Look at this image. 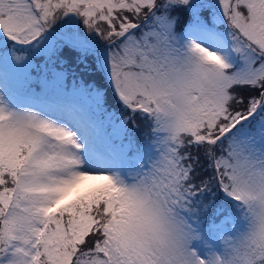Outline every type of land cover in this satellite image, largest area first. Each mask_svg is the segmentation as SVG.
<instances>
[{
    "label": "snow or ice",
    "instance_id": "6c2138e0",
    "mask_svg": "<svg viewBox=\"0 0 264 264\" xmlns=\"http://www.w3.org/2000/svg\"><path fill=\"white\" fill-rule=\"evenodd\" d=\"M0 264H264V0H0Z\"/></svg>",
    "mask_w": 264,
    "mask_h": 264
},
{
    "label": "rangeland",
    "instance_id": "374dc122",
    "mask_svg": "<svg viewBox=\"0 0 264 264\" xmlns=\"http://www.w3.org/2000/svg\"><path fill=\"white\" fill-rule=\"evenodd\" d=\"M62 59H65L67 61V64L65 65V70L69 73L68 79L71 76H73V74L77 75L78 71H79V73L81 71H83V69L79 68L77 66V64L75 63V56L74 55H72V56L65 55V56L62 57ZM42 61H43V58H38L37 59V63H42ZM89 70H92V69H89ZM71 81H72V79H71ZM86 82H88V81H86ZM112 103H113V99L110 97V92H108L107 107L111 106ZM115 104H117V103H115ZM115 107H116L115 110L117 112L123 111L121 109L120 105H115ZM111 109H114V108H111ZM123 114L126 115V112H124ZM137 123H138L139 127L136 130V136H137L138 139H140V138L143 137V134L145 132H147V127H146V123L144 121H142V120H138Z\"/></svg>",
    "mask_w": 264,
    "mask_h": 264
},
{
    "label": "trees",
    "instance_id": "16d2710c",
    "mask_svg": "<svg viewBox=\"0 0 264 264\" xmlns=\"http://www.w3.org/2000/svg\"><path fill=\"white\" fill-rule=\"evenodd\" d=\"M92 72H93V70H89V73H90V75H87V76H84L83 78L85 79V81H88V82H92V81H97V82H99V83H101V84H104V81L102 80V78L100 77V76H98V75H94V74H92ZM76 78L77 79H79L80 78V73H79V71H78V73H77V75H76ZM71 79H73V76H71L69 79H68V81L71 83L72 81H71ZM108 92H110V97L113 99V103L111 104V106H109V108L111 109V108H116L115 107V105H119L118 103H117V101H116V99L114 98V96L112 95V93H111V90L109 89L108 90ZM115 103H117V104H115ZM126 115H127V112H126Z\"/></svg>",
    "mask_w": 264,
    "mask_h": 264
}]
</instances>
